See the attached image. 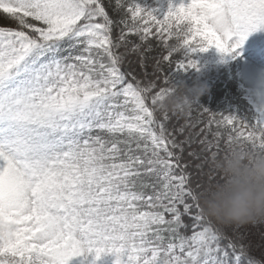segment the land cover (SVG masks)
<instances>
[{"label": "snow or ice", "instance_id": "obj_1", "mask_svg": "<svg viewBox=\"0 0 264 264\" xmlns=\"http://www.w3.org/2000/svg\"><path fill=\"white\" fill-rule=\"evenodd\" d=\"M0 13L18 25H0V264H264V242L240 232L264 222L219 224L201 203L227 150L264 151V73L249 76L247 119L204 109L201 124L199 91L171 70L198 72L210 48L242 59L264 0H0ZM149 60L154 76L170 66L163 87ZM185 154L197 176L210 164L207 181Z\"/></svg>", "mask_w": 264, "mask_h": 264}, {"label": "rangeland", "instance_id": "obj_2", "mask_svg": "<svg viewBox=\"0 0 264 264\" xmlns=\"http://www.w3.org/2000/svg\"><path fill=\"white\" fill-rule=\"evenodd\" d=\"M128 0H125L127 3ZM181 0H173V3L177 6ZM141 6L146 8L154 7V0H138ZM109 14L112 16L113 20H118L120 16H123V11L120 12L119 16L113 12L112 8H108ZM6 14L0 13V25L7 26L10 28H17L18 25L10 19L3 18ZM36 23V22H33ZM119 26L114 29L115 32L118 31ZM130 39L135 40V37ZM172 43H175L173 41ZM264 43V32L256 33L250 36L248 41L245 42L243 46L244 56L239 61L228 60L222 58L221 54L215 49L210 48L207 52L194 54L193 58L197 60L200 70L197 72L195 70H188L186 72L176 73L175 69L171 70L174 73V82L178 83L187 92L188 90L198 88L201 89L199 95L197 106L192 109L191 121L197 123H203L208 119V115L202 114V110L206 109L212 114L222 113L225 115H236L240 119H247L252 113L250 112L251 105L249 103L248 90L251 87L249 80L250 74H261L264 73V54L257 51L255 56H250V49L255 48L257 45ZM155 44V41H153ZM119 51H123L120 49ZM160 49H156V52L150 55L158 54ZM177 56L173 57V60L177 59ZM128 61L124 64V70L129 68H134L135 71L138 69L135 66L136 59L134 56H129ZM170 66L168 64L163 65V70L157 74L153 75V65L151 60L148 62V76L147 79H151L152 76L158 81L161 77L162 80L165 79L166 74L169 72ZM142 69L139 68L138 72L142 73ZM137 74V75H140ZM219 118V117H217ZM181 125L186 123L185 118H179ZM221 148L223 149V143H221ZM194 150H198L194 146ZM202 155H207L206 153H201ZM197 161V160H193ZM201 161H197L196 168L201 165ZM191 165V162H189ZM204 175L209 173L210 164H203ZM255 233L257 234L256 240H253V244L258 245L264 241H261V234H264V223L253 226ZM241 233H246L244 227L240 229ZM251 241V239H250ZM255 241V242H254ZM80 258H74L70 261V264H79ZM114 257L105 256L99 262V264H113Z\"/></svg>", "mask_w": 264, "mask_h": 264}, {"label": "clouds", "instance_id": "obj_3", "mask_svg": "<svg viewBox=\"0 0 264 264\" xmlns=\"http://www.w3.org/2000/svg\"><path fill=\"white\" fill-rule=\"evenodd\" d=\"M191 91L201 93L198 88ZM176 103L177 98H169L166 107ZM213 167L219 180L203 193L204 214L224 225L264 222V151L236 147Z\"/></svg>", "mask_w": 264, "mask_h": 264}, {"label": "trees", "instance_id": "obj_4", "mask_svg": "<svg viewBox=\"0 0 264 264\" xmlns=\"http://www.w3.org/2000/svg\"><path fill=\"white\" fill-rule=\"evenodd\" d=\"M135 66H136V63H135ZM137 68L138 69H136V73L137 74H140V72H138L139 67H137ZM151 79H155V77L152 76ZM156 82H157V84H158L159 87H163L164 86L162 77L158 81H156ZM180 125H181V121L179 119H172V120H170L168 122V127H169V130L170 131H173L175 129H178L180 127ZM185 160H187L188 163L191 162V165H190L191 167H190L189 170L192 172L194 179H201V180L207 181V175L197 176V173H196V169L197 168L195 167L196 164H197V161L190 160L188 158L187 154H185ZM244 228L246 230V233L248 234L247 239L248 240L251 239V242L253 244V240H256V238H257V234L255 233L254 227L251 226V225H246V226H244Z\"/></svg>", "mask_w": 264, "mask_h": 264}]
</instances>
